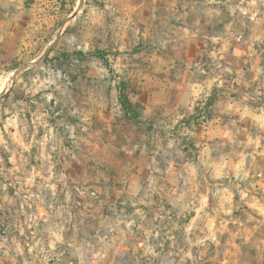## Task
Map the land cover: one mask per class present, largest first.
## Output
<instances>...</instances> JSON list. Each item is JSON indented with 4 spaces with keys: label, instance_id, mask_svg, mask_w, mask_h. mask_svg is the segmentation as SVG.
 <instances>
[{
    "label": "rangeland",
    "instance_id": "1",
    "mask_svg": "<svg viewBox=\"0 0 264 264\" xmlns=\"http://www.w3.org/2000/svg\"><path fill=\"white\" fill-rule=\"evenodd\" d=\"M0 264H264V0H0Z\"/></svg>",
    "mask_w": 264,
    "mask_h": 264
},
{
    "label": "trees",
    "instance_id": "2",
    "mask_svg": "<svg viewBox=\"0 0 264 264\" xmlns=\"http://www.w3.org/2000/svg\"><path fill=\"white\" fill-rule=\"evenodd\" d=\"M216 1H221V0H216ZM214 37H215L214 35H209V38L211 39ZM211 39L207 40V43L209 45H214L213 44L214 42ZM206 52L207 54H205L202 58V69L201 70L202 72L211 73L213 70L218 69L215 66V62L219 60V58H216L214 56V51L211 48H209V50H206ZM201 75L202 77H205V75L203 74ZM218 75L222 76L220 74ZM216 78L220 80L218 76ZM236 85L237 84H234V86ZM125 91H126L125 85L123 84L120 88V95H119L120 103L124 111L127 114L133 115L137 118L139 116V113L134 111L135 105L131 102L129 97L126 95ZM221 92H222V89L218 86V84L215 85L213 90L209 93V95L206 96L203 100H201L199 104L196 106L194 113H193V117L197 118L198 121L199 120H206V121L212 120L215 118L216 115H218L215 108L218 105L219 100L224 97L223 95H228L233 99L239 98V94L232 91L230 88H228L227 94L226 93L222 94Z\"/></svg>",
    "mask_w": 264,
    "mask_h": 264
}]
</instances>
